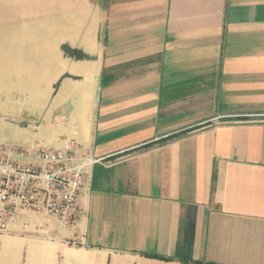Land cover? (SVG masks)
I'll list each match as a JSON object with an SVG mask.
<instances>
[{
    "label": "crops",
    "instance_id": "1",
    "mask_svg": "<svg viewBox=\"0 0 264 264\" xmlns=\"http://www.w3.org/2000/svg\"><path fill=\"white\" fill-rule=\"evenodd\" d=\"M59 15L48 119L102 160L80 227L23 212L39 232L0 234V264H264V0H62Z\"/></svg>",
    "mask_w": 264,
    "mask_h": 264
},
{
    "label": "rangeland",
    "instance_id": "2",
    "mask_svg": "<svg viewBox=\"0 0 264 264\" xmlns=\"http://www.w3.org/2000/svg\"><path fill=\"white\" fill-rule=\"evenodd\" d=\"M61 5L0 0V144L42 139L56 148L57 141L69 140L48 119L60 102Z\"/></svg>",
    "mask_w": 264,
    "mask_h": 264
},
{
    "label": "built area",
    "instance_id": "3",
    "mask_svg": "<svg viewBox=\"0 0 264 264\" xmlns=\"http://www.w3.org/2000/svg\"><path fill=\"white\" fill-rule=\"evenodd\" d=\"M101 160L74 140L56 148L41 140L1 143L0 234H38L30 221L20 225L26 211L55 218L58 230L76 231L87 216L83 188L93 165ZM48 239L55 241L53 236Z\"/></svg>",
    "mask_w": 264,
    "mask_h": 264
},
{
    "label": "water",
    "instance_id": "4",
    "mask_svg": "<svg viewBox=\"0 0 264 264\" xmlns=\"http://www.w3.org/2000/svg\"><path fill=\"white\" fill-rule=\"evenodd\" d=\"M25 124L24 122L22 123V125Z\"/></svg>",
    "mask_w": 264,
    "mask_h": 264
}]
</instances>
